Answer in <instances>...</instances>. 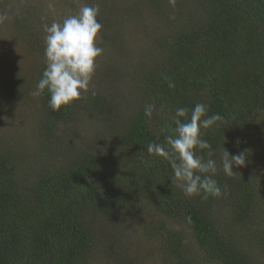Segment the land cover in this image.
Instances as JSON below:
<instances>
[{
  "label": "trees",
  "instance_id": "16d2710c",
  "mask_svg": "<svg viewBox=\"0 0 264 264\" xmlns=\"http://www.w3.org/2000/svg\"><path fill=\"white\" fill-rule=\"evenodd\" d=\"M176 2L171 22L169 4L145 0L169 28L150 43L149 57L128 70L123 95L89 92L52 111L45 92L37 158L26 165L0 147V264H84L96 246L111 264H133L113 241L125 235V220L149 211L158 218L148 232L162 264H198L196 255L204 264H260L264 174L250 167L248 154L253 134L261 132L264 143V0ZM101 33L111 36L105 28ZM45 66L44 60L36 84ZM1 79L8 100L21 98L15 77ZM198 102L208 106L207 116L224 118L202 129L225 193L206 200L185 196L172 182L169 161L146 151L152 142L171 151L165 137L175 135V109ZM149 104L151 118L144 115ZM85 115L99 127L88 139L76 126ZM223 147L230 155L248 149V162L234 165L233 176L223 172Z\"/></svg>",
  "mask_w": 264,
  "mask_h": 264
},
{
  "label": "rangeland",
  "instance_id": "374dc122",
  "mask_svg": "<svg viewBox=\"0 0 264 264\" xmlns=\"http://www.w3.org/2000/svg\"><path fill=\"white\" fill-rule=\"evenodd\" d=\"M176 1L181 0H175L174 4L170 0H163L171 8L168 15L171 22L175 17L172 8L177 4ZM50 2L53 4L52 9L49 8ZM85 2L0 0V13L8 16L5 22L0 23V83L1 77L9 74L19 81L22 91L21 98L8 100L0 85V147L8 148L14 161L19 159L29 165L37 158L36 129L42 104L40 97H34L32 92L36 89L37 71L45 60L44 51L41 50V47L46 46L44 25H50L53 20L62 22L65 17L77 14ZM97 4L103 14L99 15L100 22L111 36L98 34L97 43L104 53L97 59L89 90L82 93L81 99L89 92L107 94V91H114L123 95L128 70L149 57L150 43L163 36L169 28V23L150 10L145 0H97ZM129 6H138L142 10L131 13L127 9ZM135 16L137 18H133ZM76 126H79V135L83 139H88L99 128L96 120L87 115L79 116ZM250 138V167L256 166L255 171L264 174L263 134H253ZM157 219L151 211L148 215L128 218L123 224L125 235L113 241L121 248L125 246L133 264H162L158 242L148 232ZM255 251L257 255L259 251L256 247ZM196 256V262L204 264V261L198 262ZM257 258L260 264H264V254L260 253ZM84 264H111V260L107 259L101 246H96L89 252Z\"/></svg>",
  "mask_w": 264,
  "mask_h": 264
},
{
  "label": "clouds",
  "instance_id": "9594fccd",
  "mask_svg": "<svg viewBox=\"0 0 264 264\" xmlns=\"http://www.w3.org/2000/svg\"><path fill=\"white\" fill-rule=\"evenodd\" d=\"M175 0H170L174 4ZM49 8L53 4L49 3ZM99 5L83 6L75 15H69L62 22L53 20L44 25L45 35V63L46 66L41 79L32 92L34 97H40L45 92L49 95L48 107L52 111H59L74 101L81 99L82 93L89 90V85L96 71L97 59L104 53L98 46V34L103 24L98 20ZM8 16L0 13V23L5 22ZM170 88L175 87L169 81ZM154 105H146L144 115L153 116ZM163 111V107L161 108ZM189 112L190 118H189ZM208 106L196 103L190 110L187 107L175 109V135L165 137L166 144L149 143L147 153L163 157L169 161L175 183L187 197L202 194V199L209 196L220 197L222 191L217 180V161L212 159L214 151L212 145L202 138V129L219 126L223 117L219 114L207 116ZM224 148V147H223ZM207 151L208 159L199 152ZM248 149L236 155L224 148L221 165L225 175L233 176V166L243 167L246 164Z\"/></svg>",
  "mask_w": 264,
  "mask_h": 264
}]
</instances>
